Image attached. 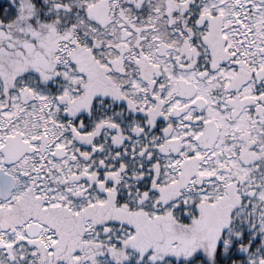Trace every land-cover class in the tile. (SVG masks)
<instances>
[{"label": "snow or ice", "instance_id": "1", "mask_svg": "<svg viewBox=\"0 0 264 264\" xmlns=\"http://www.w3.org/2000/svg\"><path fill=\"white\" fill-rule=\"evenodd\" d=\"M0 264H264V0H0Z\"/></svg>", "mask_w": 264, "mask_h": 264}]
</instances>
